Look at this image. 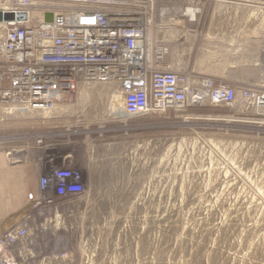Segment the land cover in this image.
Here are the masks:
<instances>
[{"label": "rangeland", "instance_id": "1", "mask_svg": "<svg viewBox=\"0 0 264 264\" xmlns=\"http://www.w3.org/2000/svg\"><path fill=\"white\" fill-rule=\"evenodd\" d=\"M199 1L152 0L174 16L200 11ZM262 44L216 59L264 86V19ZM42 113L60 115L50 130H68V167L85 189L42 212L21 264H264V119L246 123L237 105L209 103L127 116L112 83H82ZM17 116V142L29 143L34 117Z\"/></svg>", "mask_w": 264, "mask_h": 264}, {"label": "built area", "instance_id": "2", "mask_svg": "<svg viewBox=\"0 0 264 264\" xmlns=\"http://www.w3.org/2000/svg\"><path fill=\"white\" fill-rule=\"evenodd\" d=\"M0 11L27 14L22 21L0 20V104L8 113L44 112L82 83H112L127 116L209 103L237 105L242 121L263 123L264 86L237 89L164 63L168 48L154 40L153 29L174 16L167 5L156 8L152 0H0ZM197 13L198 8L189 7L182 16L194 19ZM39 189L31 207L41 215L58 198L84 192L82 171L68 166L48 170ZM29 234L25 225L0 232V264H21Z\"/></svg>", "mask_w": 264, "mask_h": 264}, {"label": "crops", "instance_id": "3", "mask_svg": "<svg viewBox=\"0 0 264 264\" xmlns=\"http://www.w3.org/2000/svg\"><path fill=\"white\" fill-rule=\"evenodd\" d=\"M199 3L201 10L198 9L194 19L167 17L160 20L161 26L154 27V40L168 48L164 63L171 70L209 77L215 83L237 89L259 85L256 79L246 75L228 74V62L216 58L247 55L248 45L254 54L262 50L264 0H206ZM202 10L206 12L200 16ZM204 57L207 58L205 62L199 60ZM17 114H8L0 104V136L4 138L0 142V232L14 225H25L30 231V244L29 236L40 216L31 207L41 194L40 178L48 170L70 166L72 139L68 130H50L61 121L57 119L60 115L37 112L31 114L34 120L30 122L29 143H18L22 122ZM116 117L112 115L111 119ZM82 142L87 147L82 159L88 165L92 143L88 138ZM96 175L93 166L89 174L84 171L87 187L95 186L88 177Z\"/></svg>", "mask_w": 264, "mask_h": 264}, {"label": "water", "instance_id": "4", "mask_svg": "<svg viewBox=\"0 0 264 264\" xmlns=\"http://www.w3.org/2000/svg\"><path fill=\"white\" fill-rule=\"evenodd\" d=\"M27 14L25 12H2L0 11V20L4 21H22L26 20Z\"/></svg>", "mask_w": 264, "mask_h": 264}, {"label": "bare ground", "instance_id": "5", "mask_svg": "<svg viewBox=\"0 0 264 264\" xmlns=\"http://www.w3.org/2000/svg\"><path fill=\"white\" fill-rule=\"evenodd\" d=\"M187 12H188V10H187Z\"/></svg>", "mask_w": 264, "mask_h": 264}]
</instances>
